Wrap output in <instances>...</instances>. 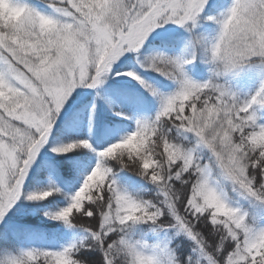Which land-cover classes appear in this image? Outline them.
<instances>
[{
	"label": "snow or ice",
	"instance_id": "1",
	"mask_svg": "<svg viewBox=\"0 0 264 264\" xmlns=\"http://www.w3.org/2000/svg\"><path fill=\"white\" fill-rule=\"evenodd\" d=\"M44 3L51 14L27 0H0V221L21 199L42 201L59 192L25 193L23 185L75 89H96L110 72L124 75L157 97L159 109L98 153L100 160L65 207L43 212L84 235L58 250L5 253L0 264H264V226L230 206L216 178L264 208V122L258 116L264 109V0H231L215 15L209 13L216 0ZM201 19L218 26L211 40L193 31ZM168 24L192 34V55L155 52L137 63L173 81V92H159L136 71L113 69ZM195 50L211 66L207 80L195 81L185 71L197 58ZM245 68L258 69L261 78L241 99L228 81ZM174 131L190 136L191 144L174 141ZM90 147L78 140L52 151L67 158ZM107 160L150 182L152 198L122 189ZM140 225L180 239L150 241L146 233L137 235Z\"/></svg>",
	"mask_w": 264,
	"mask_h": 264
},
{
	"label": "trees",
	"instance_id": "2",
	"mask_svg": "<svg viewBox=\"0 0 264 264\" xmlns=\"http://www.w3.org/2000/svg\"><path fill=\"white\" fill-rule=\"evenodd\" d=\"M27 2L46 14L52 13V9L44 3V0H27ZM230 3L231 0H216L217 7L209 14L215 15L218 11L226 9ZM217 28L216 24L201 19L193 31L206 40H211L214 38ZM191 38L192 34L178 26H174L164 33L156 31L149 38L150 43L146 42L145 47L139 53L132 56L127 55L130 58L123 57L118 61L116 71L118 70L120 73L128 70L136 71L141 78L159 92L169 94L176 89L177 85L156 72L141 68L137 61L155 52L189 58L194 51L188 46ZM195 51L197 58L184 66L185 71L195 81L207 80L206 78L211 74V66L199 58L198 50ZM113 77L117 79V76ZM118 77L125 78L127 81L131 80L132 86L123 83L107 84L101 92L100 99L94 93L87 96L88 91V93L82 92L76 96L68 113L55 124L45 151L32 165L29 181L26 184V193L49 188H58L59 192H54L52 196L42 201L26 200L24 204L12 210L22 212L25 218L15 224L9 220H6L7 223L0 224V234L8 233L7 236L0 235V255L9 250L16 252L26 248L58 250L84 235L79 230L67 228L62 222L46 218L43 212L56 211L65 207L70 196L82 183L84 176L100 160L98 153L134 131L137 119L150 120L159 109V99L150 95L136 80L124 75ZM260 78L261 74L258 70L253 84L249 83L253 85L250 94L259 87ZM246 90L247 88L244 91L246 92ZM261 113L264 115V109ZM261 121L264 122V116H261ZM170 135L174 141L185 145H190L192 142L190 136L188 139H184L182 134L178 135L175 131ZM77 140H87L91 147L80 148L74 153L70 152L66 154L67 158H62L52 151L54 147ZM202 155L207 158L206 150L202 152ZM104 163L112 168L115 179L122 189L143 199L152 198L155 189L150 182L135 172L122 168L115 160H107ZM216 178L218 190L224 195L226 202L232 207L246 211L249 221L264 226V208L258 203L246 199L238 191H234L229 182L218 176ZM21 200L24 201V199ZM145 233L147 234L145 238L150 241L171 239L174 244L180 239V237H172L171 233L163 231L153 234L147 225L137 226L138 236Z\"/></svg>",
	"mask_w": 264,
	"mask_h": 264
},
{
	"label": "rangeland",
	"instance_id": "3",
	"mask_svg": "<svg viewBox=\"0 0 264 264\" xmlns=\"http://www.w3.org/2000/svg\"><path fill=\"white\" fill-rule=\"evenodd\" d=\"M174 26H176V25L168 24V25H165L163 28H160V29L155 30V32L157 31L158 33H164V32L169 31V29L172 28V27H174ZM133 54H136V53H128V54H125V56L126 57H127V55L128 56H130V55L132 56ZM122 58L123 57H121L120 60ZM120 60H118V61H120ZM117 62H115L114 65H113V69L114 70H116V68H117L116 67L117 66ZM253 70H252V68H245L238 75L229 78V81H228L229 82V85L235 91L238 92V94H239V96H240L241 99H245L247 96L251 95L250 92L252 90V86L253 85H250V84H253V81H254V79L256 77V74H257V71H258L255 68ZM113 76L114 75L110 72V74L104 79V82L101 85H99L96 89H88V88H85V87H78L77 89H75L73 91V93L66 100L64 106L61 109V112L58 114V116L56 118V121L53 124V128H54L55 124L58 123L66 115V113H68V110L70 109V107L72 106V104L75 102V98H76V96L78 94L80 95L82 92H87L88 91L89 94H87V96H89V95H91L93 93L94 94L96 93L98 99H100L101 98L100 97L101 96V92L104 90V88L107 86V84L118 85V84H122L123 83V84H129L130 86H132L131 80L127 81L125 78L118 77V76H117V79H116ZM208 76H210V75H208ZM208 78L209 77H207L206 79H208ZM201 81H204V79L201 80ZM246 88H247V90L245 92L244 90ZM261 112H262V109H258V116H260V117L261 116H264V115H262ZM53 128H52V130H53ZM50 135L51 134H49L48 140L50 138ZM47 142H46V144H47ZM46 144L39 150V152L37 153V156H36L35 160L32 163V165L35 164V161L39 158V155L45 151V148L47 146ZM47 154H49V153L47 152ZM32 165L30 166L29 172H28V174L26 176V179H25V182H24V185H23V189H24V192L25 193H26V184L29 181V175L31 174V170H32ZM24 202H26V200H24V201H22V200L17 201V204L14 205L13 208L9 210V212L4 217V220L3 221H0V224L2 222H6V220H9V222H11L12 224H15L17 221H22L23 218H25L24 214L22 212H17V211L15 212V211H12V210L13 209H16L19 205L24 204ZM8 252H12V251L9 250Z\"/></svg>",
	"mask_w": 264,
	"mask_h": 264
}]
</instances>
